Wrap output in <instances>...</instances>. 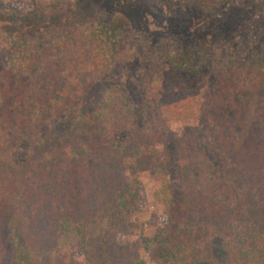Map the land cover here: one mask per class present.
Instances as JSON below:
<instances>
[{
    "label": "trees",
    "instance_id": "16d2710c",
    "mask_svg": "<svg viewBox=\"0 0 264 264\" xmlns=\"http://www.w3.org/2000/svg\"><path fill=\"white\" fill-rule=\"evenodd\" d=\"M250 1L164 0L0 40V264H145L126 239L146 177L164 212L141 239L150 264H264V3Z\"/></svg>",
    "mask_w": 264,
    "mask_h": 264
},
{
    "label": "rangeland",
    "instance_id": "374dc122",
    "mask_svg": "<svg viewBox=\"0 0 264 264\" xmlns=\"http://www.w3.org/2000/svg\"><path fill=\"white\" fill-rule=\"evenodd\" d=\"M58 1V3L49 5L47 2L45 4L41 3L40 0H5L6 3L8 2V7L0 5V40L5 39L3 45L8 49H13L18 45L25 44L34 36L35 38H43L44 33L68 31L77 21L87 23L94 20H106L108 17L117 15L119 10L125 7H131L129 11L139 13L140 10L138 9L145 11L148 6L164 7L168 3H165L164 0ZM255 1L264 3V0H251L249 4L253 5ZM128 19L129 17L125 20ZM31 22L38 23V27H31ZM123 27H126V25ZM142 36L144 35L134 29L125 28L120 34V40L123 43H135L138 47H142L145 44ZM161 61L160 56L156 57L152 54L147 65L158 71ZM165 129L168 132L178 134L181 125L167 122ZM24 151L25 146L21 145L16 151L17 157H22ZM141 186L143 200L133 216L136 228L126 241L133 254L142 258L145 264H150L148 256L143 251L141 239L144 236H152L155 225H159L164 221V212L152 195L154 186L151 179L148 177L143 178Z\"/></svg>",
    "mask_w": 264,
    "mask_h": 264
}]
</instances>
